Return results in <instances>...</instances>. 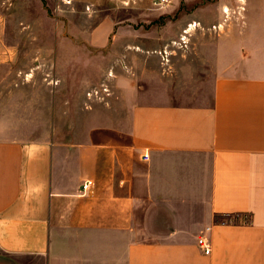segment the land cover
Instances as JSON below:
<instances>
[{
    "label": "crops",
    "instance_id": "0c3cea01",
    "mask_svg": "<svg viewBox=\"0 0 264 264\" xmlns=\"http://www.w3.org/2000/svg\"><path fill=\"white\" fill-rule=\"evenodd\" d=\"M64 1L91 4L95 22L67 25L52 61L75 64L66 44H84L122 71L84 78L107 86L99 97L80 76H0V264H264V0H243L219 34L193 30L181 50L187 22L240 0L188 21L174 19L181 0L124 18L105 0Z\"/></svg>",
    "mask_w": 264,
    "mask_h": 264
},
{
    "label": "rangeland",
    "instance_id": "374dc122",
    "mask_svg": "<svg viewBox=\"0 0 264 264\" xmlns=\"http://www.w3.org/2000/svg\"><path fill=\"white\" fill-rule=\"evenodd\" d=\"M156 0H144L142 2H132L129 5L125 4L123 0H105L103 3L109 6L111 12L118 14L120 18L125 17V13L128 9H136L143 6L150 11L163 10L165 7L172 4V0H168V4L156 7L153 2ZM214 0H202L192 7H186L181 0L180 10L174 19L186 20L185 15L194 8L199 6L206 7L213 3ZM239 4L235 8H223L227 11L224 13L222 10V17H218L217 13L213 9L205 8L206 14L200 19L199 25L203 29H197V33L194 31L193 35L190 34L192 40L198 34L209 35L208 28L212 25H221L219 30L212 31L219 34L227 30V26L230 22H234L237 18H241L239 11L241 12L244 6L243 0L238 1ZM64 0H0V58L2 55L9 54L12 51L13 61L12 65L8 63L0 65V76H80V89H84L89 92L94 87L90 88V84L84 82L85 77H101L99 83L104 82L107 77L113 78L116 74H120L122 69L120 66L109 63L107 60V52H97L87 46L80 45V50L73 53L71 47H65V52L69 56H76V63L74 64L72 59L65 64H61L52 61V57H55L56 42L60 41V36L72 39L73 36L69 32L68 26L72 23L79 25H92L95 22V18L88 17L85 13L89 10L87 7H91V4L86 2H75L71 5H67ZM102 5V4H101ZM65 9L64 15L60 17L66 24L65 29H62V33L57 32V8L62 7ZM94 9V7H92ZM71 10H73L71 12ZM73 13L72 16H65V14ZM179 13V14H178ZM236 17V18H235ZM98 19V17H97ZM188 21V19L186 20ZM195 22V21H192ZM187 22L186 26L188 23ZM157 23V22H156ZM164 22L162 19L158 22V25H162ZM34 25L35 33L24 31L23 26ZM153 24V23H152ZM186 26L183 27L186 28ZM217 31V32H216ZM192 35V38H191ZM59 37V38H58ZM66 38V39H65ZM67 42V40H66ZM48 45V52L50 53V61L48 65H41L40 60H36L39 57H33L40 51V48H44ZM168 50L167 48H165ZM169 51V50H168ZM112 76V77H111ZM89 90V91H88Z\"/></svg>",
    "mask_w": 264,
    "mask_h": 264
},
{
    "label": "built area",
    "instance_id": "2783aa9c",
    "mask_svg": "<svg viewBox=\"0 0 264 264\" xmlns=\"http://www.w3.org/2000/svg\"><path fill=\"white\" fill-rule=\"evenodd\" d=\"M123 1L126 2L125 4L132 3V0H123ZM168 2H169L168 0H156L153 2V5L156 7H160L162 5L168 4ZM198 28H199V23H197V22L189 23L186 26V28H184L182 30L181 34L178 37V40L172 43V44H174L173 46L176 47L177 49H180V50L185 49L189 43V40H190L189 38H190L191 32L195 29H198ZM213 28L220 29V26L219 25L214 26ZM159 54L161 55V57L165 61V63H168V56L170 55V51L163 49L162 51L159 52ZM92 91L93 92L88 94L89 97L91 95L99 97L100 91L102 93L108 94V88H107V86H105V84H102L98 90L93 89ZM198 245L205 254H209L211 245L209 244V242L206 239L199 238L198 239Z\"/></svg>",
    "mask_w": 264,
    "mask_h": 264
},
{
    "label": "bare ground",
    "instance_id": "6f19581e",
    "mask_svg": "<svg viewBox=\"0 0 264 264\" xmlns=\"http://www.w3.org/2000/svg\"><path fill=\"white\" fill-rule=\"evenodd\" d=\"M224 12H227L226 10Z\"/></svg>",
    "mask_w": 264,
    "mask_h": 264
}]
</instances>
